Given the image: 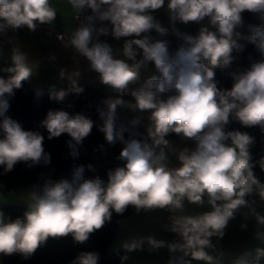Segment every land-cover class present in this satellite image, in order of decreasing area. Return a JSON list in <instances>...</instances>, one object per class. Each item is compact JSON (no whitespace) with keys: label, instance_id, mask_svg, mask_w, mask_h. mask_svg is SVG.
<instances>
[{"label":"clouds","instance_id":"9594fccd","mask_svg":"<svg viewBox=\"0 0 264 264\" xmlns=\"http://www.w3.org/2000/svg\"><path fill=\"white\" fill-rule=\"evenodd\" d=\"M68 4L78 15L90 12L71 33L68 44L89 62L100 83L117 94L103 101L98 128L109 144H123L117 157L123 164L108 170L106 180L99 175L86 178L85 167L80 165L73 167L70 178L32 185L21 197L27 205L22 216L6 218L0 210V255L19 254L27 260L49 237L69 234L74 242L85 243L111 221L113 212L123 214L129 206L137 212H180L185 201L203 205L206 197L210 211L173 217L170 230L182 242L166 245L149 236L126 242L123 247L131 252L146 239L152 250L167 246L170 252L183 253L168 264H191L193 260L215 264L209 254L214 248L211 238H223L229 220L247 206L246 197L257 194L264 200V182L254 173L250 151L255 138L227 127L234 120L244 128L258 127L264 134V0H68ZM160 10L167 13L173 25L171 33L154 15ZM245 12L259 20L248 25L247 36L239 31L245 26ZM56 18L57 9L51 0H0V35L22 27L35 31L39 25H51ZM190 22L200 25L195 35L175 27L176 23ZM169 34L179 41L175 47L167 39ZM101 35L123 40L124 58H117L113 47L98 39ZM241 40L254 45L257 56L249 55L247 66L232 73L230 89L218 88L215 69L232 66L244 50ZM149 63L159 75L133 88L140 79L139 69ZM3 71L11 74L0 77V174L6 175L18 163L28 168L41 162L47 165L50 154L45 152L41 132L25 130L6 115L10 98L33 75L34 67L15 48L11 66ZM75 76L79 72L68 77L70 91L81 94L84 89L76 85ZM60 77H65L63 69ZM66 94L62 90L50 99L62 102ZM125 95L132 99H123ZM120 108L149 113L147 139L124 138L127 129L117 125ZM140 122L137 118L131 124ZM40 126L46 129L49 140L62 134L70 136L68 146L71 155L77 157L76 145L90 135L94 121L83 113L51 109ZM171 133L194 144L176 153L178 167H169L165 151L172 146L166 138ZM256 163L264 171V156ZM87 167L94 171L92 165ZM3 187L0 184V189ZM256 220L264 226V215L256 214ZM255 235L264 242V232ZM126 259L122 257V261ZM98 261L97 252L81 251L70 264ZM233 264H264V248L245 253Z\"/></svg>","mask_w":264,"mask_h":264},{"label":"crops","instance_id":"0c3cea01","mask_svg":"<svg viewBox=\"0 0 264 264\" xmlns=\"http://www.w3.org/2000/svg\"><path fill=\"white\" fill-rule=\"evenodd\" d=\"M52 5L57 9V18L50 25L61 31H69L73 26V9L68 4V0H51ZM156 19L164 21L165 28L169 29L173 25L170 24L168 15L164 10H160L155 14ZM206 23V21H205ZM259 20L249 13L245 20V26L239 29L244 36L249 34L248 25L257 24ZM175 27L182 32L195 35L200 25L189 23L187 25L176 23ZM152 35H156L155 32ZM171 35V34H169ZM246 40H241L240 43H246ZM67 45V46H66ZM123 40H114L111 43L114 55L117 58L122 56ZM18 48L24 53L30 65L34 67L33 75L28 79L35 91L42 93L62 87L65 83L71 82L68 78L72 73L79 72V76L72 77L76 81L89 82L100 88L111 91L117 95L108 86L100 83L98 74H95L90 67H86L78 60V53L68 44V40H56L46 35H26L15 33L13 35L0 38V67L6 69L11 66V56L13 49ZM237 60L233 62L232 69L235 72L242 64L240 53L237 54ZM139 59V57H138ZM129 63H133L129 61ZM65 71V77L61 79L60 71ZM154 65L151 63L142 66L139 69L140 79L132 85L133 88L139 87L146 79L154 74ZM125 100H131L130 95L123 97ZM118 114L126 121L130 130L135 133L140 139H147V127L150 123L149 113L133 112L128 108L118 109ZM140 119L139 125H132L133 119ZM171 142V148L165 149L168 155L169 167H178L179 162L176 159V153L184 147L193 148L192 141L183 140L180 136L166 137ZM151 143V141H148ZM32 186L30 182H22L17 184L12 190L0 189V194L3 200H0L1 205L9 202H21V198ZM247 206L241 207L234 214V218L230 219L223 238L212 237L214 248L209 250V254L213 257L215 264H233L238 257L245 253H253L258 247L264 248V242L256 238L257 232H264V226L257 223L256 214L264 215V200L259 195L252 194L250 199H247ZM211 206L205 202L203 205L184 203V208L180 212H170L167 209H141L139 212L132 207L130 214L121 217L116 226V234L112 242L113 249L121 250L127 257L124 264H165L170 259L176 258V253L170 252L168 247H162L156 250L150 249L146 239L139 249L131 252L127 251L123 245L126 242L140 240L146 237L164 241L168 245V240L175 235L170 229L173 222V217L178 215H201L206 211H210ZM246 225V228H242ZM185 259L191 260L190 257ZM0 264H4L0 255ZM191 264H207L204 261H191Z\"/></svg>","mask_w":264,"mask_h":264},{"label":"trees","instance_id":"16d2710c","mask_svg":"<svg viewBox=\"0 0 264 264\" xmlns=\"http://www.w3.org/2000/svg\"><path fill=\"white\" fill-rule=\"evenodd\" d=\"M249 13H244V21ZM20 33L18 30L13 32L8 30L6 35L1 37ZM257 56L254 45L244 43V50L240 53L242 64L247 66L248 57ZM0 67V77L7 78L10 73L3 71ZM233 69L216 68L215 80L218 82L217 87L222 89H230L234 82ZM159 73L154 69V74ZM76 85L82 87L84 91L81 94H76L70 89L71 82L65 83L62 87L50 91L39 93L35 91L28 80L22 82V87L15 90L14 96L9 100L10 108L6 115L21 124L25 130L39 131L44 135L45 139L43 146L45 152L50 154V163L44 164L41 162L28 168L24 163L15 165L14 170L6 175L0 174V184L4 189L10 191L17 184L22 182H30L34 184H43L47 180L58 181L60 178H70L74 166L83 165L85 167V177L93 178L99 175L102 179H107V171L114 169L117 166H122L123 162L117 157L123 147L120 141L115 144H109L98 126L102 124L99 117V109L104 108L103 101L108 98H114L115 95L108 90L100 88L89 82L76 81ZM65 91L67 94L64 100L56 101L50 99L52 95L59 91ZM72 105V107H69ZM51 109H63L70 114L83 113L94 121V127L88 137L81 144L76 145L78 152L77 157L71 155L72 149L68 146L71 137L67 134H62L59 137L49 140L46 129L40 126V122L46 118L47 112ZM2 119V118H0ZM118 127L123 125L127 131L123 133L125 139L130 137L140 139L127 126L124 118L118 114ZM231 129H239L240 131L248 132L255 138V143L250 151L253 157L254 173L264 182V171L259 167L258 162L264 156V134L261 133L258 127L244 128L239 123L231 120L227 126ZM169 136H178L174 133ZM75 144L74 141H72ZM92 165L93 170L87 166ZM0 173H3V168L0 167ZM252 195L246 197L250 199ZM0 210L5 213L6 218H16L22 216L27 210V205L21 202H9L1 205ZM132 206H129L123 214L113 212L110 222H107L101 229L90 235V238L85 243L74 242L71 234L66 237H57L49 239L42 245L35 254L25 260L19 254L11 256L1 255L4 264H70L81 251H95L99 254L98 264H124L126 260L124 253L119 249L112 248V242L116 234L117 222L121 217L130 214Z\"/></svg>","mask_w":264,"mask_h":264},{"label":"built area","instance_id":"2783aa9c","mask_svg":"<svg viewBox=\"0 0 264 264\" xmlns=\"http://www.w3.org/2000/svg\"><path fill=\"white\" fill-rule=\"evenodd\" d=\"M87 14H90V12L86 11L85 13L78 15L73 10V26H72V29L69 30V31H61V30H58V29H56V28H54V27H52L50 25H39L35 31H30V30L27 29V27H22L18 31L20 33L26 34V35H46V36L52 37V38H54L56 40H68L70 35H71V33L76 28L81 26V24H83L85 22V15H87ZM157 21L161 24V26H164V21L163 20L157 19ZM95 24H96L97 27L101 26V23L99 21H96ZM60 37H63V39H60ZM98 39L101 42H107L110 45L115 40L111 35H108V36L101 35V36L98 37ZM167 39H170L172 41L173 47H175V45L179 42L178 39L176 37L172 36V35H169L167 37ZM77 57H78V60L80 61V63L82 65H84L86 67H90L89 62L85 58L81 57L79 54L77 55ZM95 74H97V73H95ZM178 242H182V240H181V237L178 234H176V233H175L174 236H172L168 240V244L178 243ZM175 253L177 255L176 258L183 255V253L180 252V251H177ZM165 264H168V261Z\"/></svg>","mask_w":264,"mask_h":264}]
</instances>
